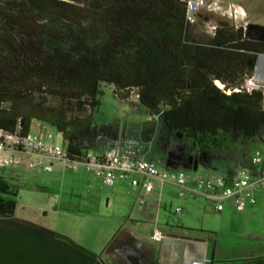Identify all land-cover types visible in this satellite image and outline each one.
<instances>
[{
	"label": "trees",
	"instance_id": "obj_1",
	"mask_svg": "<svg viewBox=\"0 0 264 264\" xmlns=\"http://www.w3.org/2000/svg\"><path fill=\"white\" fill-rule=\"evenodd\" d=\"M190 27L183 0H0V131L27 134L39 122L79 158L94 137H110L111 126L92 121L106 84L122 101L136 96L194 160L255 140L264 97L244 84L264 42L227 25L200 41ZM17 197L0 178V264H104L102 254L17 218ZM242 264H264V255Z\"/></svg>",
	"mask_w": 264,
	"mask_h": 264
},
{
	"label": "rangeland",
	"instance_id": "obj_2",
	"mask_svg": "<svg viewBox=\"0 0 264 264\" xmlns=\"http://www.w3.org/2000/svg\"><path fill=\"white\" fill-rule=\"evenodd\" d=\"M206 1L209 4L216 2L220 9L201 11L190 27V33L196 39L207 40L217 27L244 25L245 17L237 22L229 17L226 2ZM100 93V105L94 110L92 121L98 129L111 126L112 130L110 137L100 135L93 138V146L88 151L91 155L113 153L118 146H124L155 162L167 159L170 151L176 157L178 154L180 161H187L181 156L184 150L177 142L171 140L168 144L158 116L150 115L136 96L122 101L115 96L113 87L106 84H101ZM89 114L88 110L78 116ZM51 131L56 142L66 149L67 143L62 136L53 129ZM257 150L264 154V133L253 141L234 144L227 151L213 150L202 157L198 165H189L183 171L188 177L225 176L220 164L226 163L231 171L244 168L240 165L242 160L245 161ZM0 178L18 192L17 218L66 236L86 249L102 254V258L114 237L124 232L136 233L137 236L147 234L150 223L156 222L157 206L151 205L148 199H145L142 212L151 214L153 222L144 221L145 216L140 211L142 198L131 186L130 178L118 180L112 189H108L94 171H88L82 165L75 171L61 163H54L52 172L31 170L26 166L0 168ZM55 197V205H52ZM158 202L156 198L154 204ZM159 204L161 209L158 214L173 222L187 216L195 227L221 231L232 229L234 232L247 228L254 237L264 239V210L256 209L244 218L248 210L240 213L228 208L225 214L231 215L229 220L217 219L213 207L203 197L180 198L179 189L169 184L163 187ZM179 206L183 208V213L176 216L174 212ZM157 223L162 227V219L159 218ZM107 264H117L115 257L108 258Z\"/></svg>",
	"mask_w": 264,
	"mask_h": 264
},
{
	"label": "built area",
	"instance_id": "obj_3",
	"mask_svg": "<svg viewBox=\"0 0 264 264\" xmlns=\"http://www.w3.org/2000/svg\"><path fill=\"white\" fill-rule=\"evenodd\" d=\"M183 1L186 4V23L190 26L196 22L202 10L220 9L216 2ZM228 13L234 22L244 17L233 5L229 7ZM263 61L264 55H259L254 73L246 80L244 89L248 93L261 91L264 97V67L260 64ZM54 163H61L75 171L82 165L88 171H94L108 189H112L118 180L129 178L131 186L142 188L145 194L153 193L157 187L162 189L166 184L173 185L179 189L180 198L201 196L217 213L225 210L227 202H231L241 212L246 208L247 201L255 203L254 189L264 190V154L259 150L252 154L247 168L236 169L225 176L188 177L183 171L162 169L155 161L140 157L130 148L117 147L113 153L91 155L87 152L79 158L70 157L67 150L56 142L51 129L41 123L37 126L32 124L27 134H23L21 127L13 133L0 131V168L26 166L31 170L52 172ZM55 200L56 197L52 205H55ZM182 213L183 208L176 207L174 214L181 216ZM152 239L162 241L164 235L155 230Z\"/></svg>",
	"mask_w": 264,
	"mask_h": 264
},
{
	"label": "crops",
	"instance_id": "obj_4",
	"mask_svg": "<svg viewBox=\"0 0 264 264\" xmlns=\"http://www.w3.org/2000/svg\"><path fill=\"white\" fill-rule=\"evenodd\" d=\"M222 3H227L229 7L234 6V9L244 14V25L255 24L264 26V0H217ZM39 125V122L33 126ZM170 141H168V144ZM127 148L124 146H118ZM139 155V154H138ZM187 161H180V156L177 157L170 151L169 156L165 160L156 162L162 169L183 171L187 166H196L201 159L194 160L183 151L182 155ZM251 156H247L246 160L240 163L243 167H249ZM189 159V160H188ZM152 160V159H151ZM154 161V160H153ZM226 175L232 173L229 168H224ZM184 172V171H183ZM215 176V175H211ZM209 177V176H207ZM135 178L141 179L140 176ZM133 187V186H132ZM142 198L141 215L145 216L144 221H152L151 214L143 213L142 210L145 205V199H148L151 205L157 206V215L155 217V224L150 223L147 234L124 232L117 238L114 246L110 251L104 253V264H107V259L115 257L117 264H130L124 257L125 252L131 248H137L141 253L139 264H242V260L251 257L264 255V239L254 237L247 228L240 230L228 229L221 231L220 229L195 227L187 218L183 216L178 222H173L165 216L159 215L160 199L163 188L157 187L151 194H145L142 188L133 187ZM253 197L255 203L251 204L247 201L246 208L240 213H245L246 216L253 214L256 209L264 210V190L254 189ZM158 198V204H154L155 199ZM229 204L230 206H227ZM225 205V210L221 213H215L217 219L229 220L231 216L229 213L225 214L226 209H235L231 202ZM236 210V209H235ZM237 211V210H236ZM239 212V211H238ZM162 219V227L157 221ZM155 230L164 235L162 241H154L152 236ZM256 240V242H254Z\"/></svg>",
	"mask_w": 264,
	"mask_h": 264
},
{
	"label": "water",
	"instance_id": "obj_5",
	"mask_svg": "<svg viewBox=\"0 0 264 264\" xmlns=\"http://www.w3.org/2000/svg\"><path fill=\"white\" fill-rule=\"evenodd\" d=\"M246 31L249 39L264 42V26L249 24Z\"/></svg>",
	"mask_w": 264,
	"mask_h": 264
},
{
	"label": "flooded vegetation",
	"instance_id": "obj_6",
	"mask_svg": "<svg viewBox=\"0 0 264 264\" xmlns=\"http://www.w3.org/2000/svg\"><path fill=\"white\" fill-rule=\"evenodd\" d=\"M124 257L130 264H139L137 261H140L141 253L137 248H131L128 252H125Z\"/></svg>",
	"mask_w": 264,
	"mask_h": 264
},
{
	"label": "bare ground",
	"instance_id": "obj_7",
	"mask_svg": "<svg viewBox=\"0 0 264 264\" xmlns=\"http://www.w3.org/2000/svg\"><path fill=\"white\" fill-rule=\"evenodd\" d=\"M216 85L220 86V88H222L223 86L218 82H216Z\"/></svg>",
	"mask_w": 264,
	"mask_h": 264
}]
</instances>
